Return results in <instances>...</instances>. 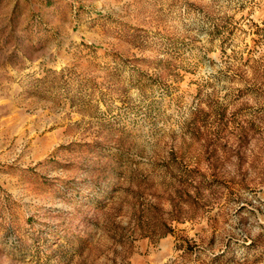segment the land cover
Segmentation results:
<instances>
[{"label":"rangeland","instance_id":"rangeland-1","mask_svg":"<svg viewBox=\"0 0 264 264\" xmlns=\"http://www.w3.org/2000/svg\"><path fill=\"white\" fill-rule=\"evenodd\" d=\"M0 264H264V0H0Z\"/></svg>","mask_w":264,"mask_h":264},{"label":"trees","instance_id":"trees-1","mask_svg":"<svg viewBox=\"0 0 264 264\" xmlns=\"http://www.w3.org/2000/svg\"><path fill=\"white\" fill-rule=\"evenodd\" d=\"M162 223H163V225H165L164 232H163L162 235H166V234H168V233H170V232H174V229H173L171 226H169V225L166 223V221H165V222L163 221Z\"/></svg>","mask_w":264,"mask_h":264}]
</instances>
